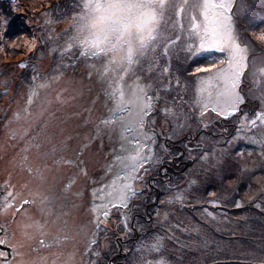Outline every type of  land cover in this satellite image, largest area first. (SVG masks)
I'll list each match as a JSON object with an SVG mask.
<instances>
[{"label":"rangeland","instance_id":"rangeland-1","mask_svg":"<svg viewBox=\"0 0 264 264\" xmlns=\"http://www.w3.org/2000/svg\"><path fill=\"white\" fill-rule=\"evenodd\" d=\"M33 1H35L33 5L35 7L38 6L40 1L44 3L46 0ZM237 1L238 8L235 12L237 16L241 17L249 9V5L245 0ZM97 2L105 3L106 0H84L83 8L85 3L95 4ZM195 2L196 0H188L185 4L184 0H166L158 32L167 39L161 41L154 52L149 51L126 73L122 68L110 65L109 57L104 55L90 56L86 62L88 66L92 65V67L98 66L93 62H100L103 69L98 70V72L108 73V77L111 75L109 80H115L116 83H119L125 93L126 100L132 93L137 91L138 85L143 86L145 94L152 97V111L144 117L145 124L143 128L137 129L138 133H146L152 137V140H144L143 136L140 137L142 143L151 147L152 159L145 162L143 168H140L137 172V176L142 177V179L133 182L137 194L128 203L131 205V210L143 211L144 204L149 199L150 189L144 182L143 177L146 174L145 169L149 170L148 166L159 170L169 159L171 162L175 157L176 160L190 162L184 172L178 174V178L183 181L180 183V179H178V183L172 178L168 187H164L160 196V203L150 206L152 218L144 224L143 222L138 224L139 230L142 227L139 238L123 246L124 251L128 248V253L124 259L125 264H157L158 261H162V264H215V260H213L215 256L212 255L211 251L214 248H219L218 246L214 247V245L219 238L225 235L224 228L228 227L218 221L199 219L198 222L197 217L204 215V211H208L205 209L206 207H215V205L236 207L239 205L240 198L235 196L234 192L242 176L246 178L262 176L264 178V123L251 128L253 131L249 133L241 128L247 127V124L250 123L246 121V114L243 118L240 116L243 113V107L250 117L264 113V75H261L259 71L264 68V42L259 41L261 48L258 52L253 50L251 44H249V65L248 69L244 70V81L241 80L239 89L244 96V103L239 106V110L232 117L218 115L217 112L212 111V107L217 101V89L210 88L204 93V99L200 102H198L197 89L201 80L213 77L220 68L224 67V65L219 64L216 67L208 66L220 56L226 58L227 53H209L198 48L194 52L188 50L186 29L190 27L193 15L197 16L198 21L201 19L199 10L192 8V4ZM215 2H219V0H215ZM257 2H260V0L253 1V5L250 6L261 7V3ZM181 8H183V11H180ZM36 11H38L37 8ZM72 11L79 14L82 12V7L76 5L72 7ZM38 12V19L42 21L45 16H42L40 11ZM81 15L82 13L72 21L74 29H76L75 21ZM233 23L235 32L238 35L234 18ZM256 24L259 28L255 32L257 34L264 33V15L259 18ZM55 29H61V32L66 31L64 34L65 40H69V42L65 43V47H68L76 32L70 35L72 29L66 22H61ZM176 36H180L181 40L170 47L168 54L165 55L163 53L165 43L170 42ZM238 37L243 42L242 37ZM74 47L77 50V56L73 60V67L74 69L78 68L84 74L86 72L81 71L84 64L79 62L83 60V56L79 52L82 49L79 46ZM52 48L55 50L54 46ZM35 58L40 64L39 70L46 72L45 66L49 64L46 63L49 62V58H42L39 48L36 51ZM106 68L108 71H106ZM200 68H206L207 70L198 71ZM53 72L58 74L54 83L53 79H50L46 74L37 77V80L33 79L32 82L23 81L19 85L14 83L12 77L6 80L3 77L1 87L3 90L8 87L10 93L3 97L0 104L1 115H3L0 118L2 138L13 135L15 141H12L11 144V141L6 143L2 142L3 139H0V181H3L1 187L5 186V181L8 182L7 178L13 177H20V180H22L17 183L18 189L20 187L39 186L33 176L37 171L41 172V169L34 168L33 174H29L27 169L32 167L31 162L27 161L28 163L24 165L26 170L22 171L21 175L16 176L13 171L7 170L10 167L16 172H19L18 168L24 169L23 166L19 165L21 161L17 158L22 153V149L18 150L19 152L13 150L18 145L17 138L21 137L20 133H23L22 127H30L33 130H31L34 132L33 135L31 133L26 135L29 136V140L32 138L38 140L45 132V127H60L61 135L51 134L49 138H45L39 143V150L44 149L42 155L47 156L51 164L50 169L47 168L50 164H46L45 172L51 176L54 164L61 165L64 177L70 169L76 167V170H74L76 182L73 183L72 187L78 190L92 189V195H88V193L87 195L88 197L91 196L94 207L100 203L93 195L94 190L99 189L102 185L111 184L117 174L122 172L124 166L130 163V161L125 160L122 164L121 161L116 159L117 156L125 157L129 155V152L122 150L121 145L123 144L127 149L132 150V154H134V149L138 145L127 143L128 140L133 139V136L124 133L121 118L113 119L111 123H105L116 114L115 99H110V106L109 97H102L93 91L87 82L83 80V77H78L69 70L67 73H58L56 70ZM114 72H117V74H110ZM15 73L16 71L13 74ZM121 76L123 77L122 80L119 79ZM247 80L252 83L250 89L246 84ZM127 82L134 84L127 85L124 88V83ZM14 84L18 86H14ZM39 85L40 87H38ZM47 86L51 87L49 93L46 94L43 91L37 93V88L41 89L43 87V90ZM209 93H211L210 99ZM36 94L39 97H36ZM29 96L32 97L30 105L28 104ZM110 97L113 98L112 93H110ZM250 101H256L259 108L253 109ZM204 102L209 104L206 111L203 108ZM251 107L250 111L249 108ZM202 111L203 114H201ZM106 113H110L108 117H105ZM122 116L124 119L130 118L127 112L123 113ZM228 117H230L229 120ZM71 127L75 130V138L79 144L77 146L78 159L76 161L73 160L75 153H70L62 146L68 140L67 132ZM234 130L235 132H233ZM125 136L127 139L124 138ZM185 138H189L191 143H187ZM96 139H98L100 145L102 142L109 143V149H111L108 154L106 153L107 156L104 159L106 161L101 163L100 166L98 161L101 158L96 151L92 150L93 141ZM172 140H179V144L183 145V149L179 146L168 148L166 141L172 142ZM184 144H192L191 149H188ZM33 146H37V144L34 143L29 146L34 151L36 147ZM55 149L59 150L61 160L54 159V154H57ZM243 149L247 154L261 153V156L254 155L258 158L256 162L260 163V166L257 167V173L251 176L252 172L250 170L249 172L247 170L241 172L242 170L235 169L233 172L236 175L235 178L228 180L230 161L243 158L245 155L237 153V151ZM148 154V148H145L144 152L141 153L142 156ZM69 160H73L72 163H76V165L69 166ZM14 164H16L15 168ZM241 168L243 167H239V169ZM98 169L103 170V174L95 177V170ZM86 170H91L94 173L88 183L85 181L88 177ZM105 171H108L107 174H105ZM14 182L16 183L17 179ZM122 182L117 181V183ZM64 183H68V181L65 180ZM161 183L153 182L156 187L164 184ZM243 194L248 196L246 191ZM3 196L0 195V200ZM177 197H180V199H177ZM79 198L77 197L73 202L79 207L76 208L77 212L73 213L72 209L63 207L59 213H56L57 220H59L56 225L57 227L60 225L64 230L62 235L69 234V232L74 235V229H77L79 234L82 231L84 233V229H90L87 227L90 225L89 221L87 223V215L84 211L80 212L82 210L80 209L81 204H84L86 209L88 208L86 206L87 201H85L86 196L83 199ZM105 198L108 199L109 197L106 196ZM19 199L17 198L16 204L19 203ZM247 204L242 202L243 206H247ZM252 210L258 211L256 207ZM117 211V208H113L107 222L102 223L99 228L94 223L96 215H100L101 220L104 218L99 212L96 214L93 212L91 228L94 241L92 249L94 264H106L111 256L110 253L116 248L115 239H112L118 236L119 232L122 233L116 225V221H118ZM63 218L66 220H63ZM2 219H4L3 216L0 220ZM256 219L257 221H255V218L253 219V224L261 221L262 223L253 226L255 229L250 230V228H247L249 232L244 234L245 239L242 238L244 244H240L241 248L238 249L241 252L247 248L250 253L249 258H253L254 261L257 256H262L260 251L264 252V246L261 244L264 240V218L256 217ZM10 222L11 219L8 223ZM6 225V222L2 223L3 227H6ZM236 233L238 236L242 235L239 229ZM235 242L229 243L230 250L236 249ZM154 244L157 245L158 250L152 248ZM218 257H220V253L216 258Z\"/></svg>","mask_w":264,"mask_h":264},{"label":"snow or ice","instance_id":"snow-or-ice-1","mask_svg":"<svg viewBox=\"0 0 264 264\" xmlns=\"http://www.w3.org/2000/svg\"><path fill=\"white\" fill-rule=\"evenodd\" d=\"M187 2L188 0H184L185 4ZM235 2L236 0H219V2L196 0L192 4V8L199 10L201 19L198 21L197 16L193 15L192 23L186 29L189 51L194 52L198 48L209 53H227L226 58L220 56L208 66L216 67L219 64L224 65V67L220 68L213 77L201 80L197 89L198 102H200L204 99L205 92L210 88H216L217 101L212 107V111L217 112L218 115H225V117L234 115L239 110V106L244 103V96L239 89L241 77L249 65V43L240 41L233 23L232 8ZM165 3L166 0H106L105 3H85L86 14L81 15L75 21L76 34L71 38L72 42L69 43L68 50L74 46H79L82 49L81 56H107L110 65L122 68L126 73L149 51L154 52L161 41L167 39L158 32ZM180 11H183V8ZM257 39L264 42V33L258 35ZM180 40L181 37L176 36L170 42L165 43L163 53L167 55L169 48ZM20 66L24 67L25 65ZM205 70L207 69H198V71ZM106 71H108L107 68ZM259 71L261 75H264V68ZM119 79L122 80L123 77L121 76ZM112 96L116 100V114L105 123H111L113 119L121 118L124 133L133 136V139L128 140L127 143L136 144L138 147L134 149V154H132V150L127 149L122 144V150L129 152V155L117 156L116 159L122 164L125 160L130 161V163L124 166L122 172L117 174L111 184L102 185L99 189L94 190L93 195L100 203L93 207V212L94 214L99 212L104 218L101 220L100 215H96L94 223L97 228L102 223L107 222L113 208L128 207L129 201L137 194L133 182L142 179V177L137 176V172L143 168L145 162L152 159L151 147L140 140L141 136L144 140H152V137L146 133L137 132V129L143 128L145 124L144 117L152 111V97L147 96L144 87L138 85L137 91L126 100L125 93L119 83L112 87ZM210 98L211 93H209ZM31 103L32 97L29 96L28 104ZM208 107L209 104L204 102L205 111ZM125 112L129 114V119L123 118L122 114ZM257 121L264 123V113L257 114L256 118L250 121V126L255 127ZM124 138L127 139L126 136ZM152 142L154 143V140ZM145 148H148L149 154L142 156L141 153L144 152ZM25 159L27 158L25 157ZM27 170L29 174H33L32 167H28ZM146 171L147 169H145ZM35 175L39 178L41 173L37 171ZM117 181L123 182L117 183ZM3 187L6 189V194L0 200V214L14 208L15 211L12 215L15 216V213L20 212L24 205H37L44 210L46 204L50 202V197L47 194L40 193L38 195L32 194L31 199H24L17 206L16 200L20 193H14L10 185ZM106 196L109 198L106 199ZM29 220L30 218H26L17 223V228L22 237L21 242H19L21 248L25 246L24 241L30 238L28 229L35 225V222H29ZM125 226L127 227V225ZM4 243L5 240L0 239V245ZM41 244L43 245L44 241H41ZM152 248L158 250L155 244L152 245ZM21 264H33V262L22 260ZM157 264H162V261H158Z\"/></svg>","mask_w":264,"mask_h":264},{"label":"trees","instance_id":"trees-1","mask_svg":"<svg viewBox=\"0 0 264 264\" xmlns=\"http://www.w3.org/2000/svg\"><path fill=\"white\" fill-rule=\"evenodd\" d=\"M245 1H247L249 5V9H247V11L243 15H241V17L237 16L235 12L238 8V1H237L232 8V14L234 16L233 18L237 25L238 36L242 37L243 42L251 44V48L258 52L261 47L259 42L260 40H257V36L260 34H257L255 32L259 28L256 22L259 20V18H261L262 15H264V0H260V2H257V3H261L260 4L261 7H257V8L255 5L253 7L250 6L253 5V1L256 2V0L253 1L245 0ZM83 2L84 0H46L44 1V3L40 1L38 3V6L35 7L37 8L38 11H40V14L42 16H45V18H43L42 21H39L37 16L39 12L36 11V8L33 6L35 1L0 0V102L1 103L3 97L10 93L8 87H6L7 90H2L3 88L1 87V85H2L3 77L5 78V80L9 79V77H12L14 83L19 85L23 81L32 82L33 79L37 80V77H42L44 74H46L50 77V79H53V83H54L55 79L58 77L57 72H53L54 70L58 71V73L60 72L67 73L69 70L73 74L78 75V77L79 76L83 77V80L87 82L88 86L93 91L97 92L100 96L109 97V102L111 106L110 99H114V98L110 97V93H112V87L116 84V81L109 80V78H111V75L110 77H108V73L103 74V72L102 73L98 72V70L103 69V65L100 62L95 63L91 61L98 66H93V67L92 65L88 66L86 62L88 61L90 56H83L82 58L83 60L79 61L84 64L81 71L86 73L84 74L81 73L78 68L74 69L73 60L76 59L77 50L75 49V47H72L71 50H68V47H65L66 46L65 43L69 42V40H65L64 34L66 31L63 30L61 32V29L58 30L55 29V27L58 24H61V22H66L68 23L69 27L72 29V31H70V35L73 32H76V29H74V25L72 24V21L74 20L75 17H77V15L81 13L82 15L86 14V10L83 8ZM76 5L82 7V12L79 14L72 11V7ZM53 46L55 47V50L52 48ZM38 48L42 58H49V62H46L49 64L45 66V69L47 70L46 72L39 70L40 64L38 63L37 58H35V54ZM79 52H81V50H79ZM78 56L80 55L78 54ZM20 62L26 64L24 68L19 67ZM247 69L248 67L246 68V70ZM15 71L16 73L13 74ZM87 74L89 75L87 76ZM90 74L93 77H91ZM110 74L115 75L117 74V72ZM15 84L14 86H18ZM130 84H134V83L132 82L124 83V88H126V86ZM246 84L249 86L248 89H250L252 83L247 80ZM38 87H40V85ZM42 88L41 89L37 88V93L43 91L47 94L49 93L51 87L47 86L43 90ZM36 95H37L36 97H39L38 94ZM34 96L35 94L33 95V97ZM250 103L253 106V109L259 108V105L257 104L256 101H250ZM243 109L245 110V112L244 110H242L243 113H241L240 116L243 118L244 114H246L247 119L246 118L245 119L247 122H250L251 120L256 118L257 114L255 116L252 115V117H250L246 113V109L244 107ZM249 109L251 110L252 107ZM109 114L110 113L108 114L106 113L105 117H108ZM232 116L233 115H231L230 117ZM230 117H228L227 119L229 120ZM75 126L77 127V125ZM241 128L243 130L245 129V131H248L249 133L253 131V129H250L248 127H241ZM235 130L233 132H235ZM185 140H187V143H191L189 138H185ZM174 141L176 142L173 143H178V144L180 142L179 140H174ZM171 143L172 142L166 141L167 147L171 145ZM179 145L183 148V145L181 144ZM184 145L188 147V149H191L192 144H184ZM109 148L110 145L107 142H102V144L100 145L98 139L93 141L92 150L96 151L99 157L101 158V160L98 161L99 166L101 165V163H104L106 161L104 159L107 156L106 153L108 154V152L111 150ZM87 149L88 148H86V150ZM237 153L239 155H245V156L241 159L238 158L234 161L233 160L230 161V166H229L230 174L228 175L229 177L228 180L235 178L236 175L233 173L235 169L242 170L241 172L245 170L249 172L250 170L252 172L251 173L252 176L253 174L257 173V167L260 166V163L256 162L258 158L254 157V155L261 156V153L253 152L252 154H247L244 151V149L237 151ZM111 157H112V153H111ZM189 163H190L189 161H186L184 164L178 166V172H174L169 169H164L163 172L169 173L171 179L174 178V180H176L178 183L179 181L181 183L183 180L181 178H178V174L184 172V170L189 165ZM165 164L166 165L165 166L163 165L162 167H166V166L175 167V165L172 164V162H170V159ZM150 167L151 166H148L149 170H147L145 176H143L144 182L150 189L149 199H147L146 203L144 204V208L146 207V205L150 204L151 202H153L152 205H158L160 203V196L163 193L164 187L167 188L169 181L171 180L170 179L168 183H166V185L163 184L162 186H158L157 189L154 191L151 187L155 186L153 182H157V180L154 181L152 177H156L160 175V169L158 170V168L153 169ZM239 167H243L246 169L243 168L239 169ZM105 172H106L105 174H107L108 171ZM102 174H103V170L98 169L95 170L94 176L99 177ZM260 177L256 176V177L246 178L242 176V178L239 180L236 186L237 189L234 192V195L240 198V204L237 205L236 207H227V206L222 207L221 205H215V207H206L205 209L210 211L209 212L210 214L208 213V211H204V215L197 217L198 222L199 219H204L205 221H218L220 222V224H223L225 225V227H228V228H224L225 235L222 238H219L218 242L214 245V247L218 246L219 248L218 249L214 248V250L211 251L212 255L215 256V258L213 259L215 260L214 262L215 264H264L263 251H260V254H262V256H257L256 257L257 259L255 261L253 258H249L250 253L248 252L247 248H245L241 252L238 251V249L241 248L240 244H244V240H242V238L245 239L244 234L249 232L247 228H250V230L252 228L255 229L253 226L262 223L261 221V222H257V224H253V219L255 218V221H257L256 217L264 218V178H262V176ZM178 179L180 180L178 181ZM158 183L162 184L161 181L160 182L158 181ZM156 191H157V199L155 198ZM245 191L247 192L248 196L243 194V192ZM242 202L248 203L247 206H243ZM254 207H256L258 211L256 212L253 211L252 209ZM127 208L131 210V205L128 204ZM120 210L121 209H118L117 211L118 220H119ZM131 211L132 213L137 212V210H131ZM141 212L143 213V211ZM238 229L242 232V235L240 236L236 235ZM120 231L122 232V228H120ZM140 232H142V227L139 230V235ZM118 236H123V234L119 232ZM112 240H114V238ZM231 242L236 243L235 250L229 249V243ZM257 242H259V240H257ZM261 244L262 246H264V240L261 242ZM115 247L116 248L111 252V254L117 251L116 243H115ZM219 253H220V257L216 258L219 255Z\"/></svg>","mask_w":264,"mask_h":264},{"label":"flooded vegetation","instance_id":"flooded-vegetation-1","mask_svg":"<svg viewBox=\"0 0 264 264\" xmlns=\"http://www.w3.org/2000/svg\"><path fill=\"white\" fill-rule=\"evenodd\" d=\"M4 90L7 89L5 88ZM2 116L3 115H1L0 111V118ZM45 129V132H43V134L38 138V140L32 137V139L29 140V136L26 135L30 133L31 135H33V130L30 129V127H22L23 133H20L21 137L17 138L16 140L19 141L17 142L18 145L13 149L16 151L22 149V153L17 157L21 161L19 165L24 167L25 164L31 162L33 169H41V176L39 178H37L36 175L33 176L39 186H33L28 188L20 187L18 189L17 183L19 181H22L20 180V177L7 178L8 182L5 181V185L12 186L11 190L14 193H20V196L18 197L20 198L18 201L19 203L16 204L17 206L22 202V200L31 199L32 194L38 195L40 193L47 194L50 197V202L46 204L44 210H42L41 207L37 205H24L23 208L20 209V212L15 213V216L12 215V213L15 211L14 208L9 209L6 213L0 214V218L1 216L4 217V219L0 220V239L5 240V243L0 245V254H2L0 255V264H21L22 260L31 261L33 262V264H94L92 255L93 239L91 228V220H93V202L91 200V196L88 197V195H92V189L78 190L72 187L73 183L76 182V177L74 174V170H76V167L74 169H70V171L64 177L62 174L61 165L54 164L53 174L51 176H49L45 172L46 164H50V160L47 156L42 155L44 149L39 150V143L45 138H49L51 134H54L55 136L61 135L60 127H45ZM2 136L3 135L0 125V139H3L2 142L8 143L9 141H11L12 144V141H15V136L13 135H10L8 137L4 136L3 138ZM67 139L68 140H66L62 146L65 148V150L70 151V153H75V155H73V160L76 161L78 159V156L76 154L78 152V141L75 138V130L72 127L67 132ZM173 142L176 141H172V143ZM34 143H36L37 146H33L36 147L33 151L31 150V147L29 148V146ZM172 143L168 147L174 146L177 148V146H179L181 149H183L178 143ZM55 150L57 154H54V159L61 160L62 157L58 152L59 150ZM25 157L27 159H25ZM73 160H69L71 161V163H69L68 161L69 166L76 165V163H72ZM172 160L173 161L171 162L176 166V168H178V166H180L181 164L185 163L184 161L176 160V157ZM165 165L166 164H164V166ZM50 166L51 164L47 168L50 169ZM15 167L16 164H14V168ZM176 168H171L168 166L161 167L160 175L152 177V179H154V181L157 180V182L161 181L166 185L167 181L171 179V176L169 173L163 172V169H169L171 171L178 172ZM18 169L19 172H16L12 167L7 168V170L13 171V173L18 176L21 175L20 173L22 171L26 170V167H24V169ZM86 172L88 174V177H86L85 181L88 183L91 179V175L93 176V173L91 172V170H86ZM15 179H17L16 183L14 182ZM65 180H67L68 183H64ZM2 182L3 181L1 180L0 195H5L6 189L1 187ZM151 188L154 191L157 189V187L155 186ZM85 196V201H87L86 206H88V208L86 209L84 207V204H81L80 209L82 210H80V212L84 211L87 215V223L89 221L90 224L87 227H89L90 229H84V233L82 231L80 232V234L77 229H74V235H72L70 232L69 234L62 235V231L64 230L61 228L60 225L59 227H57L56 225V223L59 221L57 220L56 213H59L63 209V207L65 209H72L73 213L77 212L76 208L78 207V205L74 204L73 202L77 197H80L79 199H83ZM155 198L157 199V191L155 193ZM152 204L153 202L146 205L143 210V213L140 211L131 213V210L128 208H123L120 210L119 220L116 221V225L117 227L122 228L121 234H123V236H116L114 238L115 243L117 245V251L113 254L110 253L111 256L108 258L106 264H125L124 259L128 253V248L124 251L123 246L128 242L134 241L138 238V224L140 222H148L152 218V214L150 212V206H152ZM26 218H30L29 222H35V225L28 229L30 238L24 241L25 246L21 248L19 247V242H21L22 237L17 228V223ZM10 219L11 222L8 223ZM63 220L66 219L63 218ZM5 222L7 223V225L6 227H3L2 223ZM125 225H127V227ZM41 241H44L43 245L41 244ZM37 249H39V251H36Z\"/></svg>","mask_w":264,"mask_h":264},{"label":"water","instance_id":"water-1","mask_svg":"<svg viewBox=\"0 0 264 264\" xmlns=\"http://www.w3.org/2000/svg\"><path fill=\"white\" fill-rule=\"evenodd\" d=\"M22 64H23V65H26L25 63L20 62V63H19V67H21L20 65H22ZM24 67H25V66H24ZM24 67H22V68H24ZM241 80L244 81V77H243V76L241 77ZM261 124H263V123H261L260 121H257L256 126H257V125H261ZM256 126H255V127H256ZM247 127L250 128V129H251V128H255V127L250 126V123L247 124ZM107 219H108V218H107Z\"/></svg>","mask_w":264,"mask_h":264}]
</instances>
